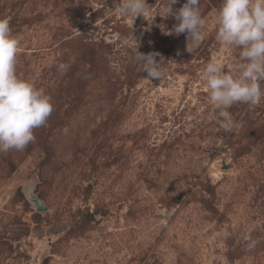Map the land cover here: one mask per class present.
I'll return each mask as SVG.
<instances>
[{
	"label": "rangeland",
	"instance_id": "rangeland-1",
	"mask_svg": "<svg viewBox=\"0 0 264 264\" xmlns=\"http://www.w3.org/2000/svg\"><path fill=\"white\" fill-rule=\"evenodd\" d=\"M116 2L0 0L18 78L53 105L23 151L0 152V264H264V97L233 105L225 131L202 75L238 61L216 40L221 0H200L198 43L167 34L166 0L137 18L109 13ZM136 48L163 59L165 82Z\"/></svg>",
	"mask_w": 264,
	"mask_h": 264
},
{
	"label": "clouds",
	"instance_id": "clouds-1",
	"mask_svg": "<svg viewBox=\"0 0 264 264\" xmlns=\"http://www.w3.org/2000/svg\"><path fill=\"white\" fill-rule=\"evenodd\" d=\"M179 0H166L165 15L177 23L167 33H187L189 42H200L205 36L206 20L200 11V0H186L178 10L173 5ZM112 11L122 16H145L149 12L146 0H117ZM217 25L216 40L222 51L239 49L237 62L221 63L215 59L207 63L203 71L204 86L216 122L225 131L238 125L229 109L237 104L258 105L264 97V0H221L214 13ZM130 38H123V43ZM137 44V43H136ZM20 42L12 35L9 21L0 19V152L15 149L23 151L35 140L33 130L45 125L53 112L51 97L43 89L18 78L17 55ZM157 53L142 54L137 51L135 61L148 79L166 81L163 59L157 62ZM61 63L57 68L67 70ZM227 69V71H225ZM257 241L245 237L248 251Z\"/></svg>",
	"mask_w": 264,
	"mask_h": 264
},
{
	"label": "water",
	"instance_id": "water-1",
	"mask_svg": "<svg viewBox=\"0 0 264 264\" xmlns=\"http://www.w3.org/2000/svg\"><path fill=\"white\" fill-rule=\"evenodd\" d=\"M27 198L29 202L32 204V206L37 210V211H44L46 207L44 204L37 198L36 195L33 193H28Z\"/></svg>",
	"mask_w": 264,
	"mask_h": 264
}]
</instances>
